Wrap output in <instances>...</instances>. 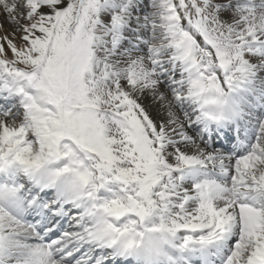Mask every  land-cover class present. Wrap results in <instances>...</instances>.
<instances>
[{
	"label": "snow or ice",
	"instance_id": "6c2138e0",
	"mask_svg": "<svg viewBox=\"0 0 264 264\" xmlns=\"http://www.w3.org/2000/svg\"><path fill=\"white\" fill-rule=\"evenodd\" d=\"M0 264H264V0H0Z\"/></svg>",
	"mask_w": 264,
	"mask_h": 264
}]
</instances>
